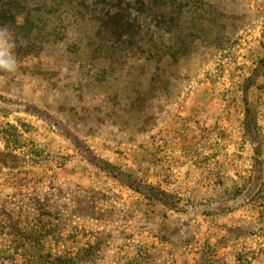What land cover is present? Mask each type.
Here are the masks:
<instances>
[{"label":"rangeland","instance_id":"rangeland-1","mask_svg":"<svg viewBox=\"0 0 264 264\" xmlns=\"http://www.w3.org/2000/svg\"><path fill=\"white\" fill-rule=\"evenodd\" d=\"M144 3L124 52L26 5L4 26L0 264H264V0Z\"/></svg>","mask_w":264,"mask_h":264},{"label":"trees","instance_id":"trees-1","mask_svg":"<svg viewBox=\"0 0 264 264\" xmlns=\"http://www.w3.org/2000/svg\"><path fill=\"white\" fill-rule=\"evenodd\" d=\"M0 2H3L0 8V27L15 22V18L22 15L27 6L26 15L34 17L37 21L59 19L56 20L60 22L58 35L67 34L73 24L80 22L81 27L85 24L94 34L93 38H89L93 41H89L87 45L96 51L103 46L109 49L120 47L121 52L141 49V41H136V38H141L143 32L144 0H0ZM35 31L40 32L39 29ZM98 39L100 44L97 42ZM0 133L10 136L7 130ZM7 142L12 143L14 140L8 138Z\"/></svg>","mask_w":264,"mask_h":264},{"label":"clouds","instance_id":"clouds-1","mask_svg":"<svg viewBox=\"0 0 264 264\" xmlns=\"http://www.w3.org/2000/svg\"><path fill=\"white\" fill-rule=\"evenodd\" d=\"M16 39L7 27H0V73H14L18 69Z\"/></svg>","mask_w":264,"mask_h":264},{"label":"crops","instance_id":"crops-1","mask_svg":"<svg viewBox=\"0 0 264 264\" xmlns=\"http://www.w3.org/2000/svg\"><path fill=\"white\" fill-rule=\"evenodd\" d=\"M259 59H260L261 62L264 61V48H261L260 57L257 58V59H254L256 61V63L254 62V67L255 68L251 69L250 71H253L254 70V72L255 71L257 72V70H258V67H257L258 66V63L260 64ZM260 79L262 80L261 82H260ZM255 83H257V84H254L253 82L249 83V84H251L250 85L249 92H250V90L251 91H254L255 90L257 93L259 91H264V74L259 75L258 76V81L255 82ZM257 93L256 94H252V93L248 94L249 95L248 98H247V96H248L247 93H245L244 96H243V100L242 101L244 103H246L247 105H248V102L251 103V101H252V102L255 103L256 100H258V101H260V102H262L264 104V94L259 98V95ZM263 113H264V109H263ZM259 117L264 120V114H262V112L259 113ZM261 129H262V132L264 134V128H261ZM237 137H238V139H239L240 142L238 141V143L235 144V145H237V146H235V149L236 150H239V147H242L245 144V141H244V136H240L239 135ZM249 144L251 145V147H253L255 145V146H261L264 149V144H261L259 142L257 144H255V143H253V144L249 143ZM149 234H151L150 236H151V238H153V241H154L155 245H158V242L159 243L161 242V241L158 240V237L156 235H153V233H149ZM160 246H162V245H160Z\"/></svg>","mask_w":264,"mask_h":264}]
</instances>
